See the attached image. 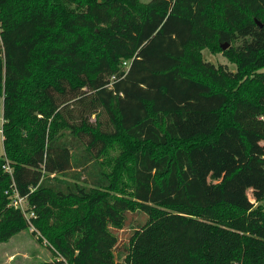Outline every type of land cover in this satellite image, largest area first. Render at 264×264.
<instances>
[{"label":"trees","instance_id":"obj_1","mask_svg":"<svg viewBox=\"0 0 264 264\" xmlns=\"http://www.w3.org/2000/svg\"><path fill=\"white\" fill-rule=\"evenodd\" d=\"M262 69L264 0H0V242L29 228L14 185L51 251L33 264H264V194L225 188L250 158L211 202L191 157L264 140Z\"/></svg>","mask_w":264,"mask_h":264},{"label":"rangeland","instance_id":"obj_2","mask_svg":"<svg viewBox=\"0 0 264 264\" xmlns=\"http://www.w3.org/2000/svg\"><path fill=\"white\" fill-rule=\"evenodd\" d=\"M148 1L140 0V3L145 4ZM201 58L215 66L224 65L231 71L235 70V65L220 52H212L210 49L205 48L201 51ZM34 63L35 66L38 65L36 62ZM124 66L126 67L127 64H124ZM262 70L264 71V69ZM48 122L50 123L51 119ZM182 124V126H185L184 123ZM1 126L2 97H0V156L3 155ZM247 139L252 145L248 156L232 130H227L216 145L203 146L191 153L192 160L211 202L218 200L219 189L217 185L224 176L234 167L246 163L250 158L249 165L247 169L241 172L240 178L235 182L226 184L225 188L231 189L236 194L243 185V195L245 201H248V206L253 207L260 203L259 198L264 194V140L251 135H247ZM231 197L236 198L232 195ZM128 219L127 225L116 231L119 242L118 248H122L127 244L131 233L143 222L142 217L135 214H130ZM51 258L47 240L36 230L21 229L6 241L0 242V264H33L49 261ZM116 259H119L117 253Z\"/></svg>","mask_w":264,"mask_h":264},{"label":"built area","instance_id":"obj_3","mask_svg":"<svg viewBox=\"0 0 264 264\" xmlns=\"http://www.w3.org/2000/svg\"><path fill=\"white\" fill-rule=\"evenodd\" d=\"M126 64V62H123V65ZM3 170L9 174H11V170L8 167L7 164H5L3 166ZM6 195L9 196L10 199V205L15 208L20 210V212L22 213L23 217L25 218L29 229L34 230L30 219L34 218V213L32 211L28 212V206H27V202H26V198L25 197H21L18 192L16 191L14 185H12L11 190L6 191L5 192Z\"/></svg>","mask_w":264,"mask_h":264},{"label":"water","instance_id":"obj_4","mask_svg":"<svg viewBox=\"0 0 264 264\" xmlns=\"http://www.w3.org/2000/svg\"><path fill=\"white\" fill-rule=\"evenodd\" d=\"M227 47H228L227 44H222V45H221L222 50H225Z\"/></svg>","mask_w":264,"mask_h":264},{"label":"crops","instance_id":"obj_5","mask_svg":"<svg viewBox=\"0 0 264 264\" xmlns=\"http://www.w3.org/2000/svg\"><path fill=\"white\" fill-rule=\"evenodd\" d=\"M2 122H3V119H2ZM1 139H2V136H1Z\"/></svg>","mask_w":264,"mask_h":264}]
</instances>
